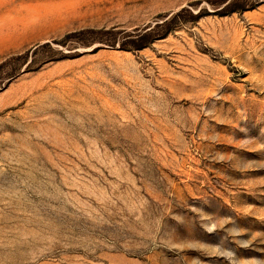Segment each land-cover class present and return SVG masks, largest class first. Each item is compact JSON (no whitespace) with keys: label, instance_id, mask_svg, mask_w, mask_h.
I'll list each match as a JSON object with an SVG mask.
<instances>
[{"label":"rangeland","instance_id":"374dc122","mask_svg":"<svg viewBox=\"0 0 264 264\" xmlns=\"http://www.w3.org/2000/svg\"><path fill=\"white\" fill-rule=\"evenodd\" d=\"M0 264H264V0H0Z\"/></svg>","mask_w":264,"mask_h":264},{"label":"trees","instance_id":"16d2710c","mask_svg":"<svg viewBox=\"0 0 264 264\" xmlns=\"http://www.w3.org/2000/svg\"><path fill=\"white\" fill-rule=\"evenodd\" d=\"M182 12L177 13L176 15H172L168 19H166L163 23H158L154 26H149L148 30L145 32L140 31L135 34H131V38H129L128 41H126L123 45L130 49H141L143 47H146L149 42H151L153 39L156 38V35L159 34L161 28H165L164 34L168 31L174 29V27L180 18Z\"/></svg>","mask_w":264,"mask_h":264}]
</instances>
